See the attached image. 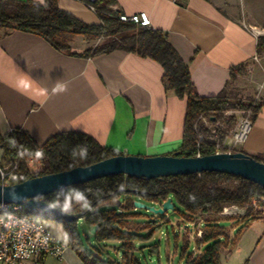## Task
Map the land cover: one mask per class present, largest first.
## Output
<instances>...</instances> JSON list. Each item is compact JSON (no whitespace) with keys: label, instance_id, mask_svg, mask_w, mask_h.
I'll use <instances>...</instances> for the list:
<instances>
[{"label":"crops","instance_id":"crops-1","mask_svg":"<svg viewBox=\"0 0 264 264\" xmlns=\"http://www.w3.org/2000/svg\"><path fill=\"white\" fill-rule=\"evenodd\" d=\"M85 1L57 0V7L86 24H100ZM112 1L111 9L120 16L145 14L147 27L165 34L187 64L198 96H216L222 90L229 94L242 83L248 95L253 87L260 90L262 82L254 100L264 103V67L255 62L262 58L256 45L264 37V0ZM72 45L71 53L88 48L75 50ZM162 73L153 60L122 49L82 57L59 52L36 35L0 29V135L20 129L40 145L53 135L78 132L121 155H169L181 144L186 101L165 89ZM57 84L67 90L54 92ZM230 142L231 148L264 162V106L241 141ZM225 209L239 213L207 215L236 217L245 225L244 207ZM42 221L64 249L61 259L44 256L40 264H84L62 224ZM263 234L262 219L254 218L242 230L231 249L246 257L244 264H264Z\"/></svg>","mask_w":264,"mask_h":264},{"label":"trees","instance_id":"trees-1","mask_svg":"<svg viewBox=\"0 0 264 264\" xmlns=\"http://www.w3.org/2000/svg\"><path fill=\"white\" fill-rule=\"evenodd\" d=\"M85 2L92 6L100 24H86L60 10L57 0H43L41 5L32 0H0V29L36 35L55 50L72 55L92 57L122 49L153 60L162 69L165 89L186 101L181 144L169 155L191 158L196 154L207 156L216 152L243 153L238 148L222 145L237 123L235 115L225 116L224 113L248 111V119L252 122L264 103L233 98L225 90L216 96H198L187 64L162 31L122 21L120 15L111 9L112 0ZM78 36L86 41L98 42L93 48H86L81 53H71L73 40ZM256 53H264V37L257 39ZM201 117L206 118L210 128L201 122ZM215 124L219 125L215 127ZM199 135L202 136L201 140H198ZM120 155L118 151L102 147L91 137L78 132L53 135L40 145L20 129L0 135L1 159L18 162V170L10 184L86 167ZM30 158L40 163L35 172L29 170L26 162ZM253 158L263 162L258 157ZM260 196H264V189L243 178L225 173L202 172L150 180L123 174L111 175L71 185L37 198L62 211L83 213V220L93 227L92 239L82 237L75 222H66L44 212L24 209L23 212L39 220L61 223L70 247L84 264H142V250L147 248L148 256L158 255V244L140 246L139 243L153 239L164 217H160L161 220L139 222L144 215L133 212V201L153 205L171 198L173 211L182 217L186 225H193L203 215L219 214L226 207H244L247 220L242 231L254 220L248 205ZM200 223L195 233L200 230L201 234L198 237L194 234V246H190L186 235L180 244L178 235H174L173 247L178 253L179 264H219L221 252L232 248L240 236L239 231L238 235L230 239L225 228L212 220H202ZM143 232L146 234L143 235ZM92 242L94 245H91ZM106 242L119 243L116 258L105 256L99 249Z\"/></svg>","mask_w":264,"mask_h":264},{"label":"water","instance_id":"water-1","mask_svg":"<svg viewBox=\"0 0 264 264\" xmlns=\"http://www.w3.org/2000/svg\"><path fill=\"white\" fill-rule=\"evenodd\" d=\"M202 172H218L237 176L264 189V162L257 161L242 152H218L213 155L191 158L174 155L150 157L120 155L86 167H76L68 171L33 177L9 185L0 184V203L17 204L24 210L44 212L47 215L60 217L66 222L76 223L81 220L77 225L81 236L90 239L93 237V227L83 220V213L62 211L37 198L71 185L111 175L123 174L150 180ZM133 207L145 209L157 216H162L167 211H173L171 198L154 205H147L136 200L133 201Z\"/></svg>","mask_w":264,"mask_h":264},{"label":"built area","instance_id":"built-area-1","mask_svg":"<svg viewBox=\"0 0 264 264\" xmlns=\"http://www.w3.org/2000/svg\"><path fill=\"white\" fill-rule=\"evenodd\" d=\"M86 1L92 2L94 0ZM87 7L93 10L92 6L87 5ZM120 19L126 22L138 23L141 26L149 24L145 14L132 17L120 16ZM255 60L257 59L255 58ZM227 114L229 113H224L225 116ZM200 119L208 128L211 127L206 118L201 117ZM250 122L249 119H246V122L239 126L238 133L233 136L235 141H241L248 130ZM218 125L215 124V127ZM211 132L214 133V130H211ZM201 139L202 136L199 135L198 140ZM198 156L200 155L196 154L195 157ZM32 161L33 159L30 158L26 162L29 165ZM17 170V161L5 162L0 156V184L9 185ZM248 207L255 219L264 220V196L253 199ZM223 210L226 211L225 208ZM200 234L201 231L198 230L196 235L200 236ZM63 249L62 243L53 237L42 220L24 213L20 205L0 203V264H40L44 256L61 259Z\"/></svg>","mask_w":264,"mask_h":264},{"label":"rangeland","instance_id":"rangeland-1","mask_svg":"<svg viewBox=\"0 0 264 264\" xmlns=\"http://www.w3.org/2000/svg\"><path fill=\"white\" fill-rule=\"evenodd\" d=\"M97 42L98 41H95L96 44ZM92 45H93V42L86 43L80 40V38H77V39L75 38L73 41L72 48L75 50H81L82 48H85V47L93 48L94 46ZM261 56H262L261 60L258 58L255 62L264 67V53H262ZM262 72H263L262 75L264 76V70ZM262 84H263L262 82L259 83L260 90L253 87L252 88L253 92H252L250 91L251 89H249L248 95L246 94V92L244 91L242 87V85H246V84H243V83L238 84L236 85V87L234 86L235 89L232 88L229 94L233 98L242 99V100H252L256 103H259L258 101L254 100V97L258 96L257 92L262 91V87H263ZM259 100L261 99L259 98ZM227 113H229L227 115H235L237 117V123L235 125L236 129L242 123L246 122V119H248V115H249L248 111L246 113L237 112V111H227ZM235 128L231 130V132L226 137L222 145L228 148H231L233 146L230 140L234 136L233 134H234ZM39 166H40V163L33 159L32 163L29 164V170L32 172H35L38 170ZM132 210L133 212H137V213L144 215V217L139 219V222H144V221L153 220V219H160V217H164V220L162 221L163 223L160 225V229L155 232L153 239L150 241L139 243L140 246H147L153 243L158 244V253H159L158 255L151 254L150 256H148L147 248L142 250L143 252L140 254L141 256L144 257L143 259H141L142 264H179L178 253L175 252L174 247H173V241H174L173 237L174 235H178V242L180 244L181 239L183 238V236L186 235L189 238L190 246H194V241H193L194 234H196L195 231L199 229L198 226H200L199 225L200 219L202 220H216L217 219L216 222L222 227H224L225 231L228 234H230L232 238L238 235V232L241 230L242 226L244 225L242 221L238 222V218L236 217H224V216H217V215L216 216L214 215L202 216L199 218V220H195L193 225H189V224L186 225L182 217L175 211H167L162 216H157V215H154L146 211L145 209H139V208L133 207ZM230 211L231 212L224 213V210H223L222 214L224 213V215L226 216L228 215L235 216V214L237 215V213H239L238 210H235V209H230ZM241 232L242 231H240V234ZM142 234L145 235L146 232H143ZM91 245H94V242H92ZM118 246H119V243L117 242H106V243H103L99 247V249L105 256H108L109 258L114 259L117 257V254H118ZM227 252H230L229 256H225ZM245 260H246V257H242L241 254H239L238 252L236 251L234 252V249L228 248L227 250H224L222 254L220 255L219 264H244Z\"/></svg>","mask_w":264,"mask_h":264},{"label":"clouds","instance_id":"clouds-1","mask_svg":"<svg viewBox=\"0 0 264 264\" xmlns=\"http://www.w3.org/2000/svg\"><path fill=\"white\" fill-rule=\"evenodd\" d=\"M67 90L66 86L63 84H57L56 88H54V92H60L63 93ZM77 199H80V197H77ZM67 208V205L65 206Z\"/></svg>","mask_w":264,"mask_h":264}]
</instances>
